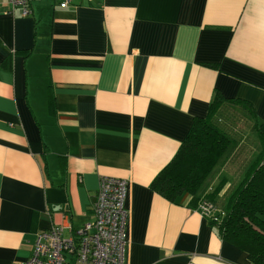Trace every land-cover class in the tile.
I'll use <instances>...</instances> for the list:
<instances>
[{
	"label": "crops",
	"instance_id": "0c3cea01",
	"mask_svg": "<svg viewBox=\"0 0 264 264\" xmlns=\"http://www.w3.org/2000/svg\"><path fill=\"white\" fill-rule=\"evenodd\" d=\"M30 6L23 17L0 0V264H26L53 226L68 238L93 223L104 176L129 183L126 264H252L202 201L171 202L153 183L217 95L264 126V0ZM231 135L201 194L226 179L220 205L261 151Z\"/></svg>",
	"mask_w": 264,
	"mask_h": 264
},
{
	"label": "trees",
	"instance_id": "16d2710c",
	"mask_svg": "<svg viewBox=\"0 0 264 264\" xmlns=\"http://www.w3.org/2000/svg\"><path fill=\"white\" fill-rule=\"evenodd\" d=\"M235 108L245 112L248 119L251 114L254 116L250 103L216 96L207 116L196 119L175 158L154 181L153 188L158 193L171 202H177L185 195L196 205L207 200L214 204L218 202L226 179L203 197L201 190L236 142L222 126L225 123L222 116H226L224 111L229 109L228 116ZM253 126L261 151L250 163L238 188L221 206L224 216L213 224L219 227L225 240L247 254L252 264H264V126L256 123Z\"/></svg>",
	"mask_w": 264,
	"mask_h": 264
},
{
	"label": "built area",
	"instance_id": "2783aa9c",
	"mask_svg": "<svg viewBox=\"0 0 264 264\" xmlns=\"http://www.w3.org/2000/svg\"><path fill=\"white\" fill-rule=\"evenodd\" d=\"M12 10L23 17L32 14L30 0H9ZM73 0H60L66 8ZM128 181L104 176L94 205V221L64 236L61 226L37 235L26 264H126L129 213L126 208ZM199 210L214 222L224 216L214 203L203 201Z\"/></svg>",
	"mask_w": 264,
	"mask_h": 264
},
{
	"label": "rangeland",
	"instance_id": "374dc122",
	"mask_svg": "<svg viewBox=\"0 0 264 264\" xmlns=\"http://www.w3.org/2000/svg\"><path fill=\"white\" fill-rule=\"evenodd\" d=\"M226 110H229V109H226ZM235 112L234 113H229L228 116H227V113L226 116L224 117V115L222 116V122H225L223 123V127L226 128L225 124L229 125L228 126V129L226 128L227 131H229L228 133H235V134H244L249 138H253L255 139V129H254V126H253V122L250 121L244 114L245 112H243L242 110H239V108H235L234 109ZM246 137V138H247ZM247 139V140H248ZM251 142V140H250ZM210 181H208L203 189L201 190V194L204 193L207 188L210 186ZM208 201V200H207ZM226 202L224 201L222 205H224ZM215 205L220 208L222 205H220L218 202L215 203ZM222 208V207H221Z\"/></svg>",
	"mask_w": 264,
	"mask_h": 264
}]
</instances>
